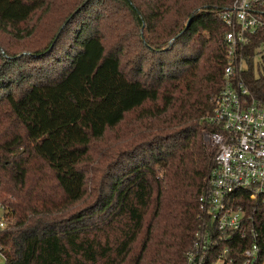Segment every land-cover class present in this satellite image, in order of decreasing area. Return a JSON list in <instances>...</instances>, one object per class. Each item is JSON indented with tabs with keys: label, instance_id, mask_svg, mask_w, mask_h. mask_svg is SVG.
<instances>
[{
	"label": "trees",
	"instance_id": "trees-1",
	"mask_svg": "<svg viewBox=\"0 0 264 264\" xmlns=\"http://www.w3.org/2000/svg\"><path fill=\"white\" fill-rule=\"evenodd\" d=\"M234 1L0 0L4 32L61 21L36 38L35 79L0 78L5 264H186L214 166L204 132L224 87L220 13ZM259 50L264 29L242 75L264 104Z\"/></svg>",
	"mask_w": 264,
	"mask_h": 264
},
{
	"label": "built area",
	"instance_id": "built-area-1",
	"mask_svg": "<svg viewBox=\"0 0 264 264\" xmlns=\"http://www.w3.org/2000/svg\"><path fill=\"white\" fill-rule=\"evenodd\" d=\"M220 18L228 27L224 87L204 132L214 166L199 197V228L186 264H264V104L242 78L249 69L244 49L264 29V0H235ZM263 56L259 50L255 61ZM11 221L0 203V233ZM6 260L0 245V264Z\"/></svg>",
	"mask_w": 264,
	"mask_h": 264
},
{
	"label": "rangeland",
	"instance_id": "rangeland-1",
	"mask_svg": "<svg viewBox=\"0 0 264 264\" xmlns=\"http://www.w3.org/2000/svg\"><path fill=\"white\" fill-rule=\"evenodd\" d=\"M56 18L58 23L55 28L53 21ZM36 19L29 23L27 29L24 26L21 27L20 30L22 33L20 32L17 34L15 33L17 31L14 30L5 32L4 30H0V78L4 77L6 79L10 76V79L16 81L21 86H25L31 79H35L36 72L39 71V68H37L39 65L38 63L32 62L29 57L33 56L32 51H34V49L41 46L37 43L38 41L36 38L39 40L45 39L44 41L47 43L49 39L53 37L55 29L57 30L61 23V21L58 20L60 19L58 16H49L47 17L49 26L43 28L41 27L43 22H37ZM35 29H38L37 35L30 37L28 35L29 31L32 30L34 32ZM49 31L50 33H48ZM259 63L260 60L257 59L254 64V71L257 75L260 73ZM6 81L8 80L6 79ZM13 88L17 89L18 87L14 86Z\"/></svg>",
	"mask_w": 264,
	"mask_h": 264
},
{
	"label": "water",
	"instance_id": "water-1",
	"mask_svg": "<svg viewBox=\"0 0 264 264\" xmlns=\"http://www.w3.org/2000/svg\"><path fill=\"white\" fill-rule=\"evenodd\" d=\"M193 18L190 19V21L188 22L187 24V27L190 25L191 21H192Z\"/></svg>",
	"mask_w": 264,
	"mask_h": 264
}]
</instances>
